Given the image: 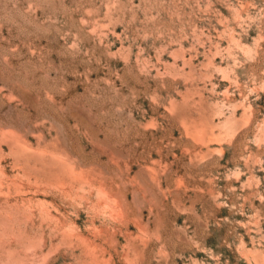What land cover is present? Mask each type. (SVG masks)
Returning a JSON list of instances; mask_svg holds the SVG:
<instances>
[{"label":"rangeland","instance_id":"374dc122","mask_svg":"<svg viewBox=\"0 0 264 264\" xmlns=\"http://www.w3.org/2000/svg\"><path fill=\"white\" fill-rule=\"evenodd\" d=\"M0 264H264V0H0Z\"/></svg>","mask_w":264,"mask_h":264},{"label":"bare ground","instance_id":"6f19581e","mask_svg":"<svg viewBox=\"0 0 264 264\" xmlns=\"http://www.w3.org/2000/svg\"><path fill=\"white\" fill-rule=\"evenodd\" d=\"M80 178V177H79ZM75 179V178H74ZM68 189V188H67Z\"/></svg>","mask_w":264,"mask_h":264}]
</instances>
